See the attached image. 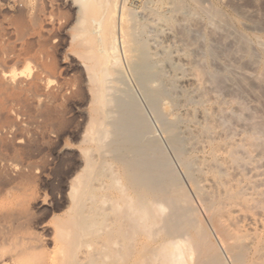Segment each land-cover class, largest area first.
<instances>
[{
    "label": "bare ground",
    "instance_id": "obj_1",
    "mask_svg": "<svg viewBox=\"0 0 264 264\" xmlns=\"http://www.w3.org/2000/svg\"><path fill=\"white\" fill-rule=\"evenodd\" d=\"M62 1L79 80L62 83L51 58L27 74L6 70L13 61L0 65V264H264V120L248 123L249 132L242 108L230 109L244 125L239 133H228L226 121L218 139L210 136L217 123L185 132L179 115L166 119L169 106L180 110V95L162 85L167 66L201 81L217 22L239 24L231 8L244 0ZM51 2L39 0L41 31ZM127 78L138 91L121 87ZM72 98L87 102L80 155L64 169L68 205L49 230L23 192L51 166L38 139L60 140L59 103Z\"/></svg>",
    "mask_w": 264,
    "mask_h": 264
},
{
    "label": "rangeland",
    "instance_id": "obj_2",
    "mask_svg": "<svg viewBox=\"0 0 264 264\" xmlns=\"http://www.w3.org/2000/svg\"><path fill=\"white\" fill-rule=\"evenodd\" d=\"M237 6L239 8L233 6L231 8V12L234 15L236 14V16L239 18V24H234L229 20L223 21L224 23L217 22L216 24L218 29L216 28V34L213 35L211 40V46L215 56L211 61V70L204 74L201 81H197L196 78L195 80V75H192L193 72L190 70L189 72L188 69H182L178 72L173 70V72L171 68L167 66L163 70L165 79L162 78V82L165 81V83L161 82L162 85L165 87V89L167 86L170 87L168 90L166 89L169 91V94H171L170 96L177 97L180 95L178 96L179 98L177 97L179 100H177L181 103V108L179 111H175L172 106H169L166 112V119L173 120L179 117V119L182 118V120H185V126H183L185 132L189 131L188 133L197 135L195 133L197 132V126L201 127L207 123H212L211 126H213L214 123H217L214 125V127L216 126L217 129L214 128L213 133L210 136H214L215 139H218L219 137H224V131L219 127L223 125L222 123L224 121H226V124L223 125V128L227 129L226 131L228 133L232 130L237 134L242 130L244 125L248 126L249 128L247 129V127H245L246 129H244L250 132V129L251 131L253 130V127L250 128L253 126L251 124H256L264 120V0H244L242 4L240 3ZM68 12V6L62 0H52L51 4L47 5L46 9V18L48 19L44 29L48 31L46 32L41 31L40 29L42 28V24H39V19L42 18L39 0H0V56H2L0 57V65L9 61H13L7 64L6 70L10 69L9 71H15V69H18L16 71L17 73L23 72L24 74H27L36 72L38 70L37 65L40 64V60L42 63L49 62L51 58L57 67V75L62 83L64 82L65 85L67 84L70 86L71 84H74L75 81L77 82L79 80L78 77H80V68L78 67L77 59L70 53L68 48V34L64 32V29L68 24ZM256 20L258 22H256ZM237 30L239 31V34ZM237 36L239 38L242 36L244 37V45L241 44V39L238 40L239 38H237ZM246 37L247 39H245ZM245 40H248V43H246ZM236 46L238 48L243 46L241 52ZM40 53L42 55H40ZM44 58L46 59L45 61ZM15 61L19 63L17 64ZM167 75L169 79L166 78ZM76 76L77 78H75ZM240 81L245 82L246 85ZM198 83L200 85H198ZM124 85L131 87L134 91L137 89L136 86H134L136 84H134L132 79L128 80L127 78V80L123 81V85H121V87ZM206 98H208V100H206ZM86 103V100L82 101L81 98H72L59 103L58 114L60 115H58V117H62V121H58L60 127H62L60 128L58 126L57 130L60 133L59 135L61 136V141L56 140L55 138H50L51 136H45L41 139L39 138L41 141L38 139L39 146H42L40 147L42 149L40 157L42 154L44 156H49L46 150H55V154L53 156H42V158H46V160H52V162L50 161L52 167H47L48 169L46 168L45 174L39 179H35L31 189L26 188L23 193L26 194L25 197L35 199V201L31 203L30 210L33 212V215L35 214L34 216L38 223L40 222L47 224L49 230L55 228L54 223L56 222V218L61 217L64 214L66 210L65 206L68 205V199H66L65 196L68 191L61 187L64 181L63 172L66 166L76 168L75 164L80 155V145L78 143L80 142L79 138L82 134V124L85 122V119L82 118L83 116L81 112L85 108ZM240 108H242V112H244L242 114H244L243 116L246 117L245 121H247L243 122L244 125H242L243 123H236L232 116V111L240 112ZM204 111L205 113H203ZM185 116L190 117L186 118ZM149 117L152 119L150 112ZM184 117L187 119V121L184 119ZM190 118H193L192 122L190 121ZM247 118H257L261 121H258L257 119L248 120ZM19 120L22 121L25 119L19 118ZM228 120L229 122L227 123ZM153 123L155 127L153 128L160 132L158 125L155 122ZM202 123L203 125H201ZM199 138L201 140L200 143H203L205 135ZM161 139L166 145L164 136L161 135ZM50 142L51 144H49ZM200 143L197 145V148L199 149L202 146V143ZM45 147H48V149L46 148L45 150ZM167 149L170 152L168 147ZM58 151L61 152L58 153ZM251 173L253 176H255V172ZM181 178L188 192H190V195L193 197L195 204L199 208L201 216L206 221V214L204 213L196 198H194V194L190 189L187 179L183 174H181ZM61 196H65V199H63ZM52 216H54V218H52Z\"/></svg>",
    "mask_w": 264,
    "mask_h": 264
}]
</instances>
